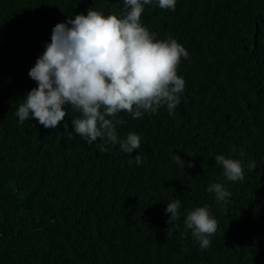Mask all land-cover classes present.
I'll list each match as a JSON object with an SVG mask.
<instances>
[{"label": "trees", "instance_id": "obj_1", "mask_svg": "<svg viewBox=\"0 0 264 264\" xmlns=\"http://www.w3.org/2000/svg\"><path fill=\"white\" fill-rule=\"evenodd\" d=\"M89 8L119 14L123 3L0 0V264H264V0L145 6L141 23L189 58L178 68L186 86L174 115L120 114L119 135L141 136L131 155L118 145L102 151L99 138L69 139L71 109L57 129L15 115L37 87L28 72L53 27ZM221 154L242 160L243 180L225 181ZM212 183L231 193L227 203L207 191ZM174 199L181 216L171 226ZM205 205L218 229L201 249L183 221Z\"/></svg>", "mask_w": 264, "mask_h": 264}, {"label": "clouds", "instance_id": "obj_2", "mask_svg": "<svg viewBox=\"0 0 264 264\" xmlns=\"http://www.w3.org/2000/svg\"><path fill=\"white\" fill-rule=\"evenodd\" d=\"M119 14L105 15L103 11L88 9L66 22L57 23L47 43L28 76L37 87L28 92L15 112L20 123L35 119L44 128L57 129L71 109L72 133L77 134L89 146L103 141L107 146H119L127 154H133L141 146V136L128 132L125 137L118 127L125 123L121 113L133 120L147 113H156L166 107L169 115L181 102L186 81L178 74L182 60L189 53L175 38L158 39L155 32L141 23L145 6L175 11L177 0H122ZM78 114V115H76ZM135 155L139 166L143 162ZM172 159L185 168V162L177 154ZM216 164L223 169L225 181L244 179L242 160L215 156ZM189 161L187 167H193ZM248 167L255 168L250 162ZM219 204L227 203L231 193L222 183L207 187ZM181 201L166 203L168 223L180 219ZM185 230L207 249L211 237L218 229V222L208 206L195 207L184 218Z\"/></svg>", "mask_w": 264, "mask_h": 264}]
</instances>
